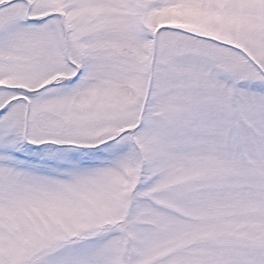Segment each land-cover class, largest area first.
<instances>
[{
	"label": "snow or ice",
	"instance_id": "snow-or-ice-1",
	"mask_svg": "<svg viewBox=\"0 0 264 264\" xmlns=\"http://www.w3.org/2000/svg\"><path fill=\"white\" fill-rule=\"evenodd\" d=\"M0 264H264V0H0Z\"/></svg>",
	"mask_w": 264,
	"mask_h": 264
}]
</instances>
